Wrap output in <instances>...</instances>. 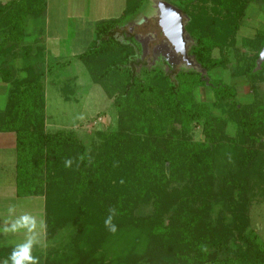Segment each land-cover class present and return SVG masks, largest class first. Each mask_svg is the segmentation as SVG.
Wrapping results in <instances>:
<instances>
[{
    "label": "trees",
    "instance_id": "1",
    "mask_svg": "<svg viewBox=\"0 0 264 264\" xmlns=\"http://www.w3.org/2000/svg\"><path fill=\"white\" fill-rule=\"evenodd\" d=\"M47 1L0 3V81L8 87L0 134L14 138L16 197L44 201L42 264H264V241L249 213L264 202V105L257 98L239 103L234 89L208 76L226 69L248 83L264 81V63L256 69L264 25L253 40L236 45L250 0L172 6L189 18L190 47L183 53L199 70L136 61L137 40L125 29L145 0H127L119 19L96 23L95 39L78 59L112 100L116 127L96 132L99 142L90 151L73 131L45 132L46 74L63 68L45 61L48 26L40 20ZM199 3L224 16L189 13ZM33 29L32 50L22 43ZM154 36L161 42L163 36ZM6 57L20 59L21 77ZM204 87L211 102L196 97ZM213 205L220 206L216 222ZM142 207L149 212L138 214ZM110 215L115 232L105 224ZM73 225L67 240L53 244ZM23 247H1L0 264H14L13 253ZM38 251L29 247L28 255Z\"/></svg>",
    "mask_w": 264,
    "mask_h": 264
},
{
    "label": "rangeland",
    "instance_id": "2",
    "mask_svg": "<svg viewBox=\"0 0 264 264\" xmlns=\"http://www.w3.org/2000/svg\"><path fill=\"white\" fill-rule=\"evenodd\" d=\"M7 1L9 0H0V3H5ZM159 1L165 2L166 4L173 7H178L185 0H145L139 14L137 15V19L141 21L155 17L157 14V6L159 5L157 2ZM253 1L255 0H250V3H253ZM263 9L264 8H262V10ZM220 11L221 10H219L217 7H214L209 3H199L189 9V13H192L198 18H201V16L204 15L212 17L218 15V13L219 16H224V13ZM63 12L64 9L58 3V0H49L47 13L45 14L47 16L51 14V16H49L50 18H48V21H46V16H43L40 20V23H45V21L47 22V32L51 34L53 32L62 31L61 27L64 22ZM182 18L184 25L185 23L189 22V18L186 15H182ZM133 20L134 19L128 21L127 23L133 22ZM139 24L140 23H138V25ZM138 25L136 24L134 26L133 23L132 26L130 25V27L126 28L125 31L130 35H133L134 38H137L138 42L143 43V45L141 44V47L143 48L144 55L141 57L140 54H138L136 56V61L142 59L141 61H144L147 66L149 65L153 67L158 64L157 60L155 59L157 56H152L150 49L153 47L156 48V44H159L160 42H158L157 38L155 39V36L153 35L156 33H153L152 35L145 34L144 30H141ZM153 28L154 27L149 28L148 31L154 32L155 28ZM82 30L84 33V40L89 41L90 37L95 35L94 31L90 29V25L85 26ZM68 32L71 33V37L76 35L75 31L66 30V33ZM76 33L78 32L76 31ZM30 35L31 37H27L22 45L29 44L32 46L33 50L34 43L32 35H34V29L30 31ZM116 39L118 42H122L123 40L121 35H118ZM241 40L242 39L237 37V42ZM74 42L77 44L76 49H79L82 42L77 40V38H75ZM188 42L189 43H187L185 48L186 50H188L190 47L189 39ZM215 52L214 55L217 56V53ZM156 53L157 52L155 51V54ZM12 60L13 59L9 57L5 58V61L9 65ZM72 60V66L79 64L78 56L77 58H72ZM13 61L16 70L14 72V77L19 78L22 76L21 71L17 70L21 66L20 59L16 58ZM177 62L179 64L182 62L181 65H184V67H181V65L176 64L175 66L177 69H188L190 64L186 55L183 56V54L175 52L173 53L172 63ZM164 68L165 70L167 69L166 66H164ZM63 71L65 72H62L59 69V73H54L56 76H53L50 82L48 81V88L45 87V89L47 88V96H45L46 104L44 107L45 132L51 134L62 130L73 131L77 138L83 143L86 150L90 151L92 147L96 146L99 142L95 136L96 132H109L114 130L116 127V114L115 110L111 106L112 100L105 95L104 91L98 85H94L92 83L90 76L82 62L80 67L77 66L74 69L72 68L69 70L64 69ZM68 76L71 78L66 80ZM73 76L74 79L72 78ZM208 76L213 80L226 84L236 92L239 88H242V80L238 77L235 78L231 76L229 70L215 69L208 73ZM7 90V85L0 81V100L2 101V104L5 102ZM196 97L202 100L204 98L206 102H211L213 100L211 91L207 87L202 88L200 91H198V93L196 92ZM237 99L238 102L241 101L239 97H237ZM234 129L235 128L233 126V130ZM230 130H228V132H230ZM197 132L198 130L195 131V138H197ZM2 153L3 154L0 155V158L10 160L12 155L11 152H8V150L5 149L2 150ZM43 205L44 201L39 197L18 199L6 197L0 198V220H2L3 223L1 228L5 230L4 234H0V238H2V240H0V244H10L16 246L30 245V247L36 246L37 248H40L41 251L38 252H41L42 254L32 253L33 256L31 261L33 264H42L44 253L48 248V245H45L46 243L40 235V227L44 222ZM254 205L255 204H253L249 209L251 222L253 223L251 224V227L255 229V232L260 236V238H262V241H264V202H261V204H258L257 206ZM213 206L214 211L212 218L216 222V212L220 206ZM148 212L149 209L147 207H142L138 210V214L140 215L147 214ZM225 215L227 220H229V213L226 212ZM8 223L10 225H8ZM75 227V225L69 226L66 227V229H63V231L59 232L53 244L59 245L61 242L63 243L65 240H67L68 237L74 233ZM45 247L46 250H44Z\"/></svg>",
    "mask_w": 264,
    "mask_h": 264
},
{
    "label": "crops",
    "instance_id": "3",
    "mask_svg": "<svg viewBox=\"0 0 264 264\" xmlns=\"http://www.w3.org/2000/svg\"><path fill=\"white\" fill-rule=\"evenodd\" d=\"M126 1L127 0H58V3L64 9L63 12L64 22L61 27L62 28L61 32H53L51 34L49 32H46L45 35L46 37L44 41L45 61L49 60V58L50 60H53L49 66L63 64V68H60L62 72H65L63 71L64 69L69 70L72 68L74 69L77 66L80 67L81 65L80 60H79V64H76V66L75 65L72 66V61H73L72 58H77L79 54L86 51L88 46L95 39V35H94L90 37L89 41L84 40L83 38L84 33L82 29L85 26L90 25V29L94 31L95 24L98 22L119 19L124 12ZM48 2L49 0L47 1L46 13L48 9ZM262 8H264V1L262 0H255L253 1V3L249 2L247 9L245 11V15L241 20L240 27L237 32V36H236L237 47L242 46V44L246 41L253 40L254 37L256 36V33L259 30H261V28L263 27L264 9L262 10ZM45 16H46V21H48V18H50L49 16H51V14H49L48 16L45 14ZM145 20L139 21L136 17L134 18L133 22H129L128 24L132 26V24L134 23L135 26L136 24L138 25V23H140L139 25H141ZM66 30L75 31L76 35L75 36L73 35V37H71V33L70 32L66 33ZM76 31L78 33H76ZM237 37H239L242 40L237 42ZM75 38H77V40L82 42L81 47H79V49H76L77 44L76 42H74ZM241 52L246 53L247 49L243 48ZM56 72L59 73V69H54L53 67L48 68V72L46 74V79H45L46 87L48 81L50 82L51 78H53V76H56L54 75V73ZM70 78L68 76L66 80H69ZM72 78L74 79V76ZM239 79L242 80L241 83L242 88L241 89L239 88L237 92L234 90L236 93V99L237 97H239L241 100L239 101V103L249 104L253 100H255V98H257L264 105V81H258L252 84V83H248V81L243 78H239ZM47 88L45 89V96H47V91H46ZM45 104H46V100H45ZM14 145H15L14 138L11 134H0V155L3 154L2 150L5 149H7L8 152H11L12 154L10 160L0 158V198L6 197V198L18 199L15 195L16 194V189H15L16 153H15ZM34 198H38V197H34ZM258 204H261V202H259ZM258 204H255L254 206H257ZM8 225L10 224L8 223ZM2 226L3 223L2 220H0V234H4L5 232V230L1 228ZM40 228H41L40 235L44 239V222ZM0 240H2V238H0ZM5 246H16V245L0 244V248Z\"/></svg>",
    "mask_w": 264,
    "mask_h": 264
},
{
    "label": "water",
    "instance_id": "4",
    "mask_svg": "<svg viewBox=\"0 0 264 264\" xmlns=\"http://www.w3.org/2000/svg\"><path fill=\"white\" fill-rule=\"evenodd\" d=\"M157 3L159 5L157 6L156 16L150 19H146L143 24L139 25V28H141V30H144L145 34H148L150 32L148 31L149 28L154 27V32L152 31L153 29L151 30L152 33L160 34L161 36H163L164 39L161 38V42L159 44H156L157 46L155 50H164L163 52L167 54V57L165 54L163 55L165 63L169 66H173L179 64L178 62L172 63L173 53L176 52L185 56L183 52L186 48V44L188 43V35H186L184 32V23L181 13L164 2L159 1ZM147 22L149 25L147 24ZM167 38H169L170 40L168 41ZM135 39L137 40V38ZM138 43L140 46L143 45V43L141 42ZM141 49L143 51L142 47ZM188 61L190 63L188 68L191 67L199 70V67L194 63L192 57L188 58ZM262 62H264V47L258 55V59L256 61V69L260 68ZM201 73L205 74L204 71H201Z\"/></svg>",
    "mask_w": 264,
    "mask_h": 264
},
{
    "label": "clouds",
    "instance_id": "5",
    "mask_svg": "<svg viewBox=\"0 0 264 264\" xmlns=\"http://www.w3.org/2000/svg\"><path fill=\"white\" fill-rule=\"evenodd\" d=\"M114 212V210H112ZM112 216L110 215L105 221L106 226H109L110 231L115 232V226L111 224ZM30 245H25L23 250L19 253H13L12 259L14 264H23L24 260H30L31 257L28 255V249Z\"/></svg>",
    "mask_w": 264,
    "mask_h": 264
},
{
    "label": "flooded vegetation",
    "instance_id": "6",
    "mask_svg": "<svg viewBox=\"0 0 264 264\" xmlns=\"http://www.w3.org/2000/svg\"><path fill=\"white\" fill-rule=\"evenodd\" d=\"M139 44V43H138ZM139 46V54H140V56L142 57L143 55H144V51H142V49H141V46L140 45H138ZM151 50V55L152 56H157V58H155L156 60H157V62L158 63H162L163 61H164V58H163V55L165 54L163 51L164 50H158L157 51V49L155 50V47H153V48H151L150 49ZM155 51L157 52L156 54H155ZM166 55V57H167V54H165ZM173 58V57H172ZM140 60H142V59H140ZM144 60V59H143ZM180 60H181V58H180ZM179 60V61H180ZM165 62V61H164ZM182 64V62L179 64V65H181ZM166 66H168V67H171V66H169V65H167L166 64ZM174 66V65H173ZM181 67H184V65H181Z\"/></svg>",
    "mask_w": 264,
    "mask_h": 264
}]
</instances>
